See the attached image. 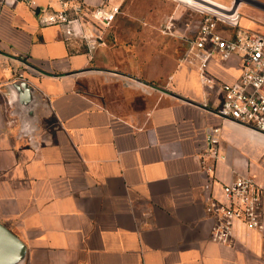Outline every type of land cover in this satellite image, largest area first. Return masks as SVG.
<instances>
[{
    "label": "crops",
    "instance_id": "crops-1",
    "mask_svg": "<svg viewBox=\"0 0 264 264\" xmlns=\"http://www.w3.org/2000/svg\"><path fill=\"white\" fill-rule=\"evenodd\" d=\"M32 3L0 0V223L24 243L22 264H264V228L237 223L217 243L206 212V196L224 201L222 185L239 176L264 187V135L214 113L240 59L211 61V87L181 57L162 82L134 80L42 24L33 9L57 10V0ZM21 119L37 125L32 141ZM214 137L220 156L204 157Z\"/></svg>",
    "mask_w": 264,
    "mask_h": 264
},
{
    "label": "built area",
    "instance_id": "built-area-1",
    "mask_svg": "<svg viewBox=\"0 0 264 264\" xmlns=\"http://www.w3.org/2000/svg\"><path fill=\"white\" fill-rule=\"evenodd\" d=\"M33 4L32 0H26ZM60 8L44 12L34 8L42 24L59 25L68 38L79 37L85 41L89 52L103 43L104 32L110 28L119 14L120 7L109 8L108 0L97 7H88L83 0H57ZM200 27L195 35L184 37L181 61L197 68L202 84L211 87L218 82L209 72L213 60L221 63L232 57L240 59L241 74L234 82H220L223 92L214 113L223 120L246 126L264 135V35L239 28L238 8L224 7L203 11ZM89 24L100 29L90 33ZM217 131V130H216ZM33 139L30 138V141ZM219 140L210 139V148L204 153L214 159L219 155ZM208 189L215 181L214 166L205 165ZM225 200L206 196V212L215 221L212 238L217 243L229 244L235 237L237 223L247 231L264 228V187L251 176H239L233 182L222 185Z\"/></svg>",
    "mask_w": 264,
    "mask_h": 264
},
{
    "label": "rangeland",
    "instance_id": "rangeland-1",
    "mask_svg": "<svg viewBox=\"0 0 264 264\" xmlns=\"http://www.w3.org/2000/svg\"><path fill=\"white\" fill-rule=\"evenodd\" d=\"M214 1L225 7L239 3V28L264 35V0ZM203 11L178 0H127L98 47L103 65L134 80L168 79L180 63L184 37L196 34Z\"/></svg>",
    "mask_w": 264,
    "mask_h": 264
},
{
    "label": "water",
    "instance_id": "water-1",
    "mask_svg": "<svg viewBox=\"0 0 264 264\" xmlns=\"http://www.w3.org/2000/svg\"><path fill=\"white\" fill-rule=\"evenodd\" d=\"M23 85L26 84L23 83ZM14 89L18 90V84L14 86ZM21 123L23 131L29 134V138L33 139L35 131L38 130L37 125L27 124L22 119ZM25 255L26 248L24 243L5 225L0 223V264H22Z\"/></svg>",
    "mask_w": 264,
    "mask_h": 264
}]
</instances>
